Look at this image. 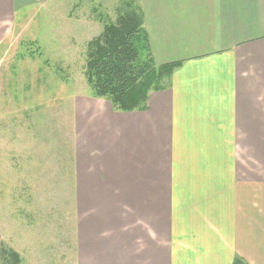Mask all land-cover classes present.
I'll return each mask as SVG.
<instances>
[{
  "label": "crops",
  "instance_id": "1",
  "mask_svg": "<svg viewBox=\"0 0 264 264\" xmlns=\"http://www.w3.org/2000/svg\"><path fill=\"white\" fill-rule=\"evenodd\" d=\"M141 5L156 62L179 65L145 111L111 112L109 125L108 107L103 118L81 107L84 147L106 150L109 162L80 181L79 203L120 200L134 214L112 212L121 229L108 238L97 233L103 219L88 217L79 259L84 249L114 245L125 254L116 264H233L236 256L264 264V0ZM93 102L106 103L79 105ZM137 218L153 234L139 225L123 231ZM98 257L110 258L88 261Z\"/></svg>",
  "mask_w": 264,
  "mask_h": 264
},
{
  "label": "rangeland",
  "instance_id": "2",
  "mask_svg": "<svg viewBox=\"0 0 264 264\" xmlns=\"http://www.w3.org/2000/svg\"><path fill=\"white\" fill-rule=\"evenodd\" d=\"M117 1L0 0V233L19 264H93L88 259L95 255L110 256L98 257V264H116L125 255L99 245L79 259L88 217L103 219L97 233L108 238L121 229L112 212L119 210V219L134 214L133 205L120 200L79 203L80 181L109 162L106 150L84 147L86 116L79 118V111L91 108L92 117L103 118L108 107L109 125L111 112H119L108 101L79 105L97 99L87 77L88 44L103 33V16L115 19ZM97 175L106 179L102 171ZM132 221L124 232L139 225L153 234L147 219Z\"/></svg>",
  "mask_w": 264,
  "mask_h": 264
},
{
  "label": "trees",
  "instance_id": "3",
  "mask_svg": "<svg viewBox=\"0 0 264 264\" xmlns=\"http://www.w3.org/2000/svg\"><path fill=\"white\" fill-rule=\"evenodd\" d=\"M118 1L115 19L103 16V33L88 44L86 64L91 97L108 101L119 112L145 111L150 93L169 86L179 62H156L141 0ZM17 254L2 241L0 264H19ZM233 264L249 263L236 256Z\"/></svg>",
  "mask_w": 264,
  "mask_h": 264
}]
</instances>
